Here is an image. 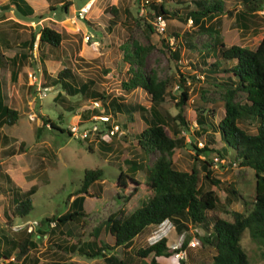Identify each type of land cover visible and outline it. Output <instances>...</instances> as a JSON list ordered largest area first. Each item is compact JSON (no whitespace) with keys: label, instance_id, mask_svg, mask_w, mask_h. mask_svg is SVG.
<instances>
[{"label":"rangeland","instance_id":"obj_1","mask_svg":"<svg viewBox=\"0 0 264 264\" xmlns=\"http://www.w3.org/2000/svg\"><path fill=\"white\" fill-rule=\"evenodd\" d=\"M34 8V13L22 16L13 9L4 10L3 5L7 0H0V36L11 43L7 50L9 55L14 52L28 51V46H21L24 41L29 40L31 34L38 38L41 26L53 27L60 30L62 18L68 17L62 23L68 26L71 32L66 34L61 30L62 39L57 47L48 44H39L33 47L29 56L18 65L4 64L0 67V79L4 94V102L18 111V119L12 125L7 123L0 126V162L5 170H13V181L8 184L0 179V186H12L16 191H25L30 185L36 184V191L30 195L32 209L24 216L12 218V225L8 227L5 223V215L13 206L12 194L0 191V232L7 237L13 235L23 236L31 221L41 224L34 225L30 232L35 240V247L31 248L29 255L17 264H105L103 257L95 258L82 255L76 249L77 246L91 240L90 232L96 228L98 237L104 236L105 220L109 214L120 209H126L125 214L132 211L134 206L123 203L118 198L121 187L115 186L120 181L118 175H130L127 170L128 163L137 167L132 173L141 180H145L147 167L150 166L158 152L143 154L133 142L131 133L128 132L130 124L129 113L120 112L115 107L106 112L116 117L121 124L124 133L112 137L111 140L104 139L106 147H101L100 141L79 140L71 137L66 132L69 123L77 120V114L92 106V101L97 100L81 93H71L63 89L61 84L51 85L50 78L63 68H68L74 79L68 77L70 84L78 87L81 83H90L93 91L103 95L100 103H110L112 100L125 104H141L148 108L150 105L149 95L142 88L125 90L123 81L128 78L126 74L128 64L124 59V46L137 42L146 48L144 72L154 73L158 79H167V91L164 101L159 105L162 114L175 116L178 109L175 100L182 90L181 77L185 78L184 87H188L190 96L183 107L182 116L187 122L188 131L181 130L179 135L184 136L185 144L176 148L172 154V162L175 168L189 171L196 163L194 152L196 150L190 145L194 142L197 147L202 144L207 136L197 135L198 124L193 118L199 115V111L210 113L209 120L216 124L224 114L223 89L215 84L206 82L205 74L194 67L202 65L200 55L205 51L207 45L212 46L216 39L214 32L201 33L193 25L190 19L184 18L185 13L194 8L192 0H164L168 10H176L181 17L162 18L165 19L164 30L156 29V14L150 6L153 0H93V5L86 19H73L74 10L79 8L86 0H69L71 4L66 10L58 3H53L55 9L45 2L46 0H28ZM68 1V0H65ZM160 0H154V3ZM225 7L230 14H219L211 20L205 21V26L216 30L218 37L224 38L225 46L231 43L254 49L264 36V0L261 1L259 9L248 12V4L242 0H224ZM115 5L118 8L117 19L107 11V7ZM65 11V12H64ZM246 14V19L241 15ZM72 20V21H71ZM146 23L151 24L154 30H150ZM68 23V24H67ZM56 30V31H57ZM90 31L92 38L85 42V32ZM177 34V35H175ZM167 43L165 45L162 43ZM38 42V41H37ZM177 53V54H176ZM43 55L47 77L43 74V63L39 57ZM207 61H212L210 55ZM235 60L223 62L229 66ZM14 68L16 75L11 78L10 71ZM199 78V80H197ZM172 95L175 100L169 97ZM236 100L244 101L242 93L236 95ZM101 108H104L101 106ZM95 110L99 113L101 110ZM104 109V110H105ZM139 117L136 113L132 116ZM131 116V117H132ZM50 119L63 131L54 129L48 131L42 126H47L43 120ZM83 119V118H82ZM164 129L168 135H172V124L177 126L178 119L168 120ZM256 121L245 120L240 126L249 133L256 130ZM182 127V126H181ZM216 144L220 146L219 134L213 133ZM23 142V152L15 153L14 156L2 154L5 147L17 149ZM91 145L92 149L88 148ZM10 146V147H9ZM199 160L207 161L212 176L219 180L216 194L219 198L216 207L207 211L211 217L218 216L230 218L231 210L245 212L251 208L254 197V171L249 167H239L238 164H230L217 158L218 155L212 151L206 154H196ZM221 159V160H220ZM14 168H10L11 164ZM87 168H101L104 179L110 183L105 187L100 196H84V201L75 204L74 208L81 207L87 212L86 224L81 226L80 222H67L60 228L63 234L50 232V221L47 217H57L69 209V195L80 186L84 170ZM15 172V173H14ZM203 171H199L200 186L205 189L208 183L202 178ZM232 185L240 194V198H229L226 187ZM96 192H99L96 185ZM93 189V188H92ZM135 206L140 205L146 199L140 195ZM53 222V221H52ZM38 230L47 232L45 235L37 236ZM27 232V231H26ZM206 231L199 224L188 223V230L183 234L176 233L174 226L169 220L161 224L149 225L142 233L132 241L133 248L144 247L161 237L166 238V244L170 247L179 246L184 236L190 235V241L186 251L177 256L183 262L179 263L176 257H159L160 264H209L215 253L213 246L202 245L194 234L203 235ZM40 235V234H39ZM108 240L105 235L104 241ZM241 244L248 255L250 264H264V245L252 240L248 230L241 237ZM5 247L0 240V252ZM122 256L120 247L105 252ZM16 252L13 251L8 257L0 254V264H16ZM129 264H138L131 261Z\"/></svg>","mask_w":264,"mask_h":264},{"label":"trees","instance_id":"obj_2","mask_svg":"<svg viewBox=\"0 0 264 264\" xmlns=\"http://www.w3.org/2000/svg\"><path fill=\"white\" fill-rule=\"evenodd\" d=\"M194 8L185 13L184 18L190 19L191 23L198 28L201 33H212L216 35V39L211 45H207L205 51L200 55L202 65H194L200 72L205 74L206 82L215 84L223 89L224 98V114L220 120L214 124L209 120L210 113L206 114L199 111V115H195L193 120L199 125L196 131L197 135L205 134L207 136L202 147H197L194 142L190 145L196 150L194 152V161L196 163L189 171L179 170L174 167L172 162V154L174 150L185 144L184 136L179 135L181 130L188 131V124L185 122L182 111L187 99L190 96L189 88L184 87L185 78L181 77L182 90L176 99L169 94V97L175 100V106L178 112L175 116L162 114L159 105L164 101L167 91V79H158L154 73L144 72L145 52L146 48L133 42L124 46V59L128 64L126 74L128 78L123 81V88L131 90L142 88L149 95L150 105L148 108L141 104H125L120 101L112 100L110 103L104 104L103 107L111 110L115 107L120 112L129 113L128 132L133 137L136 149L143 154L158 152L153 163L147 167L145 180L137 179L134 174L137 167L128 163L127 168L132 171L130 175H123L120 172L115 186L121 187V194H118L124 204L134 206L132 211L125 214L126 209H120L108 215L103 220L105 223L104 231L108 236V240L104 241L105 235L98 237L96 228L93 227L90 235L91 240L83 242L77 246L80 254L90 258L97 256L103 257L105 264H129L131 261H138V264H160L159 257H176L179 263H183L177 256L181 251H186V247L191 236L183 237L181 244L176 247H170L166 244V238L161 237L158 240L144 247L133 248V239L142 233L149 225L161 224L165 220H169L174 226L177 234L181 235L188 230V223L199 224L206 231L203 235L194 234L202 245L213 246L215 253L209 264H250L245 249L241 244V237L245 230H248L252 240L264 245V36L254 49L245 48L237 44L231 43L225 46L224 38L218 37L216 30L209 26H205V21L215 18L219 14H230L226 9L224 0H192ZM244 4H248V12H253L260 7L263 0H242ZM51 9H55L53 3H61V8L66 10L71 2L65 0H48ZM154 9V14H161L165 19L170 17H181L176 10H168L164 5V0L150 3ZM4 10L14 9L22 16H28L33 13V7L26 0H8L3 6ZM107 11L112 18L117 19L118 8L115 5L107 7ZM246 11L242 13L246 19ZM145 25L154 30L151 24ZM38 45L48 44L53 47L59 46L62 34L49 26H42L38 31ZM177 35V34H175ZM35 34H31L28 41L23 47L28 46L19 56H12L9 60L14 62L18 58L26 59L33 49ZM164 43V40H162ZM168 46L167 43H164ZM11 47V44L0 39V47ZM177 54V53H176ZM213 57L212 61H207L209 56ZM3 54L0 51V58ZM43 63V74L47 77L46 68L43 62V55L39 56ZM230 60L235 62L229 66L222 64ZM15 74L11 70V76ZM74 74L68 69L63 68L55 77L50 78L51 85L61 84L63 89L75 94H88L94 99L102 100L103 95L91 89L90 83H81L78 87L70 84L66 79ZM48 78V77H47ZM199 80V78H197ZM242 93L244 101L236 100V95ZM136 113L137 116H132ZM86 114H83L85 117ZM132 116V117H131ZM18 119V111L3 103L0 86V126L4 123L12 125ZM179 120L177 126L170 125L172 135H168L164 129L168 125V120ZM245 120L256 121V131L254 133L247 132L240 126V122ZM48 125L42 128L52 131L54 129L63 131V128L57 126L52 120H43ZM182 126V127H181ZM67 132V131H66ZM219 134L220 146L212 147L216 144L213 133ZM68 134V133H67ZM101 147L107 145L104 141H100ZM24 143L21 141L17 149L6 148L2 151L3 155H13L17 152H23ZM92 149L91 145H88ZM214 151L219 158L231 164H238L239 167H249L254 171V197L251 208L245 212L231 210L230 218L211 217L207 211L212 210L218 203L216 194V186L219 180L212 176L208 163L205 160H199L198 154H206ZM203 171L202 178L208 183L207 188H201L199 171ZM0 179L8 184L12 183L9 174L4 171L0 162ZM104 179V172L101 168H87L80 186L69 195L73 197L70 201L69 209L57 217H47L46 220L55 222L51 226L50 232L56 231L63 234L60 228L67 222H80L81 226L86 224L85 217L87 212L79 207L74 208L75 204L84 199L83 195L94 197L96 194L100 196V192L93 191L90 185L94 182ZM37 189L36 185L30 186L25 191H16L14 187L0 186V191L6 194H12L13 206L9 209V214L5 215V223L8 227L12 225V218L16 216L24 217L32 209L30 195ZM229 198H240L238 191L232 186L226 187ZM83 194V195H81ZM143 195L146 199L143 203L135 206L138 197ZM41 224V222H40ZM47 232L39 231L40 236ZM0 240L5 247L0 254L8 257L13 251L16 252L15 262L23 261L29 255L31 248L35 247V240L29 232H23V236L7 237L5 233L0 232ZM120 247L122 256L117 257L114 254L106 256L104 253Z\"/></svg>","mask_w":264,"mask_h":264},{"label":"built area","instance_id":"obj_3","mask_svg":"<svg viewBox=\"0 0 264 264\" xmlns=\"http://www.w3.org/2000/svg\"><path fill=\"white\" fill-rule=\"evenodd\" d=\"M92 1L93 0H89L77 8L73 13V19H86L87 14L90 12V5ZM148 1L149 0H145V2ZM156 19V29L159 32H162L164 30L165 19L162 18L161 14L157 15ZM91 37L92 34L90 32H86L84 39L85 41H88ZM33 47H37V40L34 42ZM100 106V102L92 101V106L89 108H100ZM68 131L73 137L81 140H98L107 137L120 136L124 133L121 128V124L117 122L116 117L106 112L103 108L99 111V113H91L86 119H82L80 115H78L77 120L69 124ZM217 158L219 157H215V160H218ZM36 224V221H32V223L27 227V231H32L33 225ZM53 224L54 223L52 222L51 225Z\"/></svg>","mask_w":264,"mask_h":264},{"label":"crops","instance_id":"obj_4","mask_svg":"<svg viewBox=\"0 0 264 264\" xmlns=\"http://www.w3.org/2000/svg\"><path fill=\"white\" fill-rule=\"evenodd\" d=\"M8 1V0H7ZM29 4H30V2L28 1V0H26ZM87 1V0H86ZM85 1V2H86ZM48 5H49V2H48V0H46L45 1ZM31 5V4H30ZM58 5L60 6L61 5V3H58ZM32 6V5H31ZM9 10V9H8ZM14 10V9H13ZM33 10H34V8H33ZM65 12V11H64ZM33 13H34V11H33ZM32 13V14H33ZM68 20V17H67V19H66V17H64V18H62L61 20H59V22H60V30H57V29H55V30H57L58 32H60V33H62L61 32V30L62 31H64L66 34H69V33H71L68 29V26L67 25H65V24H63L62 22L64 21H67ZM68 24V23H67ZM42 27V26H41ZM40 27V28H41ZM53 28V27H52ZM87 32H90V31H87ZM86 33V32H85ZM91 33V32H90ZM38 34V33H37ZM0 39H4V41H6L7 43H9L8 41H7V39H5L4 37H2V36H0ZM28 41V40H27ZM25 42L26 41H24L22 44H21V46H23L24 44H25ZM9 44H11V43H9ZM2 47H4L6 50H7V48H10V47H5L4 45H1V47H0V51H1V53L3 54V57L2 58H0V67L1 66H3L6 62V64H10L11 66H14V65H18L21 61H23L24 59H21V58H18L17 60H15L14 62H10V58L12 57V56H19L20 55V53L22 52H14L12 55H9L8 53H6L4 50H2ZM11 70H14L15 71V74L14 75H12L11 76V78L13 77V76H15L17 73H16V70L14 69V68H12ZM10 74H11V71H10ZM51 80V79H50ZM0 86H1V95H2V98H3V103L5 104V105H7L5 102H4V100H5V98H4V94H3V90H2V83H1V79H0ZM8 106V105H7ZM10 107V106H9ZM83 113L84 112H82V113H79V114H77V116L78 115H80V114H82L83 115ZM91 113V111H88V113L86 114V116L85 117H87L89 114ZM5 124V123H4ZM2 126V125H1ZM58 126V125H57ZM60 127V126H59ZM62 128V127H61ZM10 147V146H9ZM6 148H8V147H5L4 149H6ZM14 155H16V154H13V155H8V156H14ZM10 168H14V164L12 163L11 164V166H10ZM127 170H128V168H126ZM4 171H6L8 174H9V176L11 177V180L13 181L14 179H13V176H12V173L11 172H13V170H4ZM14 171L16 172V170H15V168H14ZM14 172V173H15ZM110 183H108V182H106L105 181V179H103V180H101V181H97V182H94V183H92L91 185H96V188L98 189V191L99 192H103V190H105L106 188L105 187H107V185H109ZM33 185H36V184H33ZM90 185V186H91ZM30 186H32V185H30ZM30 186L28 187V188H30ZM37 186V185H36ZM27 188V189H28ZM93 191H95L94 190V187L92 186V187H90ZM26 189V190H27ZM81 195H83V194H81ZM83 196H86V195H83ZM85 198V197H84ZM73 199V197H70V201ZM83 201H84V199H83ZM39 231H42V230H38V232ZM176 231V230H175ZM177 233V232H176ZM39 234V233H38ZM45 235V234H44Z\"/></svg>","mask_w":264,"mask_h":264},{"label":"clouds","instance_id":"obj_5","mask_svg":"<svg viewBox=\"0 0 264 264\" xmlns=\"http://www.w3.org/2000/svg\"><path fill=\"white\" fill-rule=\"evenodd\" d=\"M88 1H89V0H87L86 2H88ZM84 3H85V2H84ZM84 3H83V4H84ZM83 4H82V5H83ZM80 6H81V5H80ZM80 6H79V7H80ZM75 10H76V9H75ZM75 10H74V11H75ZM38 36H39V34H38ZM91 38H92V37H91ZM35 41H36V40H35ZM35 41H34V42H35ZM37 41H38V38H37ZM85 42H87V41H85ZM33 44H34V43H33ZM37 45H38V42H37ZM93 101H98V100H93ZM98 102H100V101H98ZM100 104H101V106L103 107L102 103H100ZM101 106H100V108H101ZM90 107H91V106H90ZM101 109H102V108H101ZM103 109H105V107H104ZM95 110H99V108H93V109L86 108L83 112H84L85 114H87L88 111H91V113H93V112H95ZM105 111H106V109H105ZM84 113H83V114H84ZM91 113H90V114H91ZM90 114H89V115H90ZM89 115H88V116H89ZM88 116H87V117H88ZM80 117L83 118V119H86V118H87V117H83L82 114H80ZM71 123H72V122H71ZM69 124H70V123H69ZM69 124H68V126H69ZM47 125H48V124H47ZM68 126L66 127V131H67L68 135H70L71 137H73V136L69 133V131H68ZM113 137H115V136H113ZM111 138H112V137H107V138L98 139V140H93V139H91V140H88V141H94V142L98 141V142H99V141H103L104 139L111 140ZM77 139H78V138H77ZM79 140H81V139H79ZM221 159H222V158H221ZM224 161H225V160H224ZM33 221H34V220H33ZM31 223H32V221L30 222V224H31ZM49 223H50V227H51V226H54V224H55V222H53L54 224L51 225L52 221H50ZM30 224H29V225H30ZM37 224H40V222L37 221ZM37 224H36V225H37ZM29 225H28V226H29ZM36 225H35V226H36ZM28 226H27V227H28ZM33 228H34V225H33ZM26 231H27V228H26ZM27 232H29V231H27ZM30 232H31V231H30ZM30 232H29V233H30ZM37 236L39 237L40 235L38 234ZM167 246H168V245H167ZM175 247H176V246H175ZM181 252H182V251H181ZM177 255H178V254H177Z\"/></svg>","mask_w":264,"mask_h":264},{"label":"bare ground","instance_id":"obj_6","mask_svg":"<svg viewBox=\"0 0 264 264\" xmlns=\"http://www.w3.org/2000/svg\"><path fill=\"white\" fill-rule=\"evenodd\" d=\"M92 5H93V1H92V3H91L90 7H92Z\"/></svg>","mask_w":264,"mask_h":264}]
</instances>
